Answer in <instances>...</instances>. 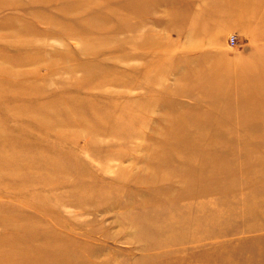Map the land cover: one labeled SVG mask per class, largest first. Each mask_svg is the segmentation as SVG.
Here are the masks:
<instances>
[{"label": "rangeland", "instance_id": "1", "mask_svg": "<svg viewBox=\"0 0 264 264\" xmlns=\"http://www.w3.org/2000/svg\"><path fill=\"white\" fill-rule=\"evenodd\" d=\"M0 264H264V0H0Z\"/></svg>", "mask_w": 264, "mask_h": 264}, {"label": "built area", "instance_id": "2", "mask_svg": "<svg viewBox=\"0 0 264 264\" xmlns=\"http://www.w3.org/2000/svg\"><path fill=\"white\" fill-rule=\"evenodd\" d=\"M229 40H230V43H231V44H235L236 38H235V36L231 35V36L229 37Z\"/></svg>", "mask_w": 264, "mask_h": 264}]
</instances>
